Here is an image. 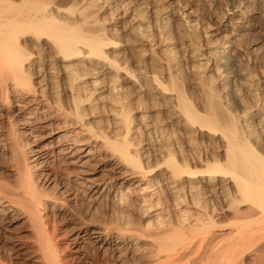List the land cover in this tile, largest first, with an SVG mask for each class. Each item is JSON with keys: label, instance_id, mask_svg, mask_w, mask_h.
Returning <instances> with one entry per match:
<instances>
[{"label": "bare ground", "instance_id": "obj_1", "mask_svg": "<svg viewBox=\"0 0 264 264\" xmlns=\"http://www.w3.org/2000/svg\"><path fill=\"white\" fill-rule=\"evenodd\" d=\"M0 161V264H264V0H0Z\"/></svg>", "mask_w": 264, "mask_h": 264}, {"label": "rangeland", "instance_id": "obj_2", "mask_svg": "<svg viewBox=\"0 0 264 264\" xmlns=\"http://www.w3.org/2000/svg\"><path fill=\"white\" fill-rule=\"evenodd\" d=\"M0 167H2V169H5V167L7 168L8 167V164L5 163V162H2L0 161ZM1 169V168H0ZM100 216L104 219H106V221H109L110 217L109 215H105V211L104 210H101L100 212ZM112 219V218H111ZM58 228H60V226H58Z\"/></svg>", "mask_w": 264, "mask_h": 264}]
</instances>
